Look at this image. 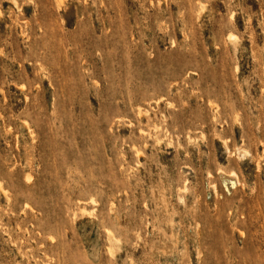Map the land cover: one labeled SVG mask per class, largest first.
<instances>
[{"label": "rangeland", "instance_id": "374dc122", "mask_svg": "<svg viewBox=\"0 0 264 264\" xmlns=\"http://www.w3.org/2000/svg\"><path fill=\"white\" fill-rule=\"evenodd\" d=\"M0 264H264V0H0Z\"/></svg>", "mask_w": 264, "mask_h": 264}, {"label": "bare ground", "instance_id": "6f19581e", "mask_svg": "<svg viewBox=\"0 0 264 264\" xmlns=\"http://www.w3.org/2000/svg\"><path fill=\"white\" fill-rule=\"evenodd\" d=\"M231 36V35H230ZM235 36V35H234ZM229 38H231V37H229ZM232 39V38H231ZM236 39H238V38H236ZM233 43V42H232ZM148 114V113H147ZM26 124V123H25ZM27 125V124H26ZM161 132V131H160ZM157 133V132H156ZM215 187V186H214ZM110 232V231H109ZM112 234H114V233H112ZM113 236V235H112ZM115 236V235H114ZM108 239V238H107ZM113 240H114V238H113Z\"/></svg>", "mask_w": 264, "mask_h": 264}]
</instances>
